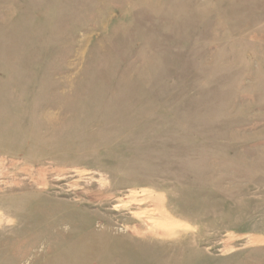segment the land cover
I'll use <instances>...</instances> for the list:
<instances>
[{"label": "rangeland", "instance_id": "obj_1", "mask_svg": "<svg viewBox=\"0 0 264 264\" xmlns=\"http://www.w3.org/2000/svg\"><path fill=\"white\" fill-rule=\"evenodd\" d=\"M0 264H264V0H0Z\"/></svg>", "mask_w": 264, "mask_h": 264}]
</instances>
